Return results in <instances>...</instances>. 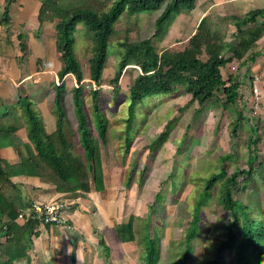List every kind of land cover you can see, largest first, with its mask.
Returning <instances> with one entry per match:
<instances>
[{"label": "rangeland", "instance_id": "obj_1", "mask_svg": "<svg viewBox=\"0 0 264 264\" xmlns=\"http://www.w3.org/2000/svg\"><path fill=\"white\" fill-rule=\"evenodd\" d=\"M43 1L46 5L48 3L43 14L44 21L40 23L39 15L36 17L35 14L24 26L21 27V24L19 30L16 28L17 32L14 33L13 41L16 43H27L29 38L27 45H30L32 55H35L39 44L46 45V48L47 45L55 44L59 17L55 14L53 5L66 10L93 8L98 12L106 11L111 5L105 0H39L40 3ZM203 1L205 0L201 1L196 13H200ZM162 11L163 9L133 16L123 14L120 17L110 38L108 59L100 87H96L90 79L89 62L94 52L91 34L83 24H79L74 33L75 54L85 78L86 109L89 113L92 112L90 91L99 89L100 104L108 125V144L102 147L106 189L89 195L76 193L75 225L72 222L64 224L65 239L69 237L75 247V264H144L145 246L142 236L146 234L147 222L150 225L149 234L158 243L157 264H174L185 250L186 233L206 180L212 174L219 173L223 167L227 176L237 169H248L247 161L253 154L250 141H257L254 147L259 160L250 181L239 179L238 186L247 187L246 193L234 191V194L235 198L264 213V163L261 165L264 159V57L258 59L259 56H264L263 44L253 49L256 53L260 52L255 62L233 60L222 69L224 80L233 78V81L241 84L240 97L229 107L223 105L225 99L220 96L219 102L199 106L192 100L185 83L177 86L171 93L144 99L135 110V119L129 131L132 145L126 152L130 91L140 71L132 65L124 70L118 97L113 92L111 80L125 54V38L128 37L129 42L133 43L152 37L156 20ZM0 17L4 19L2 15ZM225 18L230 21L224 20ZM230 18L231 16L217 18L215 15L213 18L210 15V19L218 21V29L222 33L225 31V41L232 45L238 35ZM0 23L5 25L4 21ZM196 28L193 15L187 9H182L166 24L162 36L154 39V45L159 53L165 49L182 51ZM19 32H22L20 35L24 39H18ZM55 57L61 61L56 52ZM225 57H232V52L227 51ZM202 58L207 59V56L203 55ZM50 75L54 81L48 88L55 100L57 89L52 84L57 85L60 81L55 73L51 72ZM64 81L66 90L63 94V107L68 120L65 131L71 137L77 133L78 128L72 97V89L77 83L73 75H67ZM52 107L57 119L55 105L52 104ZM129 178L133 179L130 187L127 186ZM220 184L213 189L212 198L201 205L202 227L199 237L193 242L194 254L190 264H200L210 257L212 247L224 239V227L230 217L217 201ZM131 217H134L136 241L126 244L116 242L114 226L127 223ZM102 238L111 248L109 258L99 245ZM62 247L65 252L60 264H68L74 248L68 251V248L65 249L66 244ZM42 262L37 264H43Z\"/></svg>", "mask_w": 264, "mask_h": 264}, {"label": "trees", "instance_id": "obj_2", "mask_svg": "<svg viewBox=\"0 0 264 264\" xmlns=\"http://www.w3.org/2000/svg\"><path fill=\"white\" fill-rule=\"evenodd\" d=\"M1 1V0H0ZM111 5L103 12L93 8L66 10L53 5L59 21L56 24V45L63 67L58 73L60 83L54 100L57 114L56 127L49 131L43 125L38 113L30 101L22 104L28 121V136L32 144L28 145V156L20 152L21 162L10 165L0 158V232L6 242L0 244V264H15L25 259L31 264L28 255L32 235L39 226L38 221L30 220L23 225L18 223L20 214L27 209L20 190L11 181L15 175L41 177L51 180L59 193L76 194L105 191V175L102 162V147L108 144L107 119L100 104L99 89H92V112L85 106V85L82 66L75 54L74 33L79 24H83L91 34L94 52L90 59V79L96 87L103 81L105 65L108 59L110 38L115 32V25L123 14L130 16L162 10L156 20V29L152 37L139 42L130 43L128 37L123 42L125 54L121 59L114 78L113 92L120 95V80L129 66H136L140 75L131 88L128 118L126 120V152L130 150L132 141L129 135L137 106L147 97L173 92L182 83L187 85L192 100L203 107L208 103L219 102L224 97L223 105L229 107L240 97L241 84L233 78L224 80L222 69L233 60L243 63L256 61L259 53L253 51L257 43L264 38V8L255 9L242 17L230 18L237 31L238 38L234 44L225 41L226 35L213 19L205 17L196 28L195 34L189 39L182 51L169 49L159 53L154 45L165 31L166 24L182 9L188 12L196 7L198 0H105ZM16 0H6L4 16H9V6ZM48 5V3H47ZM43 1L39 21L42 23L46 8ZM229 21L228 18L225 19ZM18 38L23 39V35ZM21 45H24L22 43ZM227 51L232 57H225ZM203 55L207 59H203ZM40 63V60H38ZM73 75L77 86L72 89L75 116L78 123L77 133L68 137L65 124L68 122L63 107V94L66 90L65 77ZM220 96V97H219ZM9 131L0 132L9 134ZM236 133V130L233 132ZM78 145H77V143ZM257 141H250L253 154L247 161L248 169H237L227 176L225 167L206 180L204 190L200 193L193 219L186 237L185 250L174 264H190L194 254V241L199 237L202 227L201 205L212 198V191L220 184L217 201L228 213L230 219L224 227V239L212 247L211 256L200 264H264V213L253 209L235 198V192L246 193L247 187L239 188V179H251L259 160ZM77 146L78 151H77ZM34 148V150L32 149ZM264 159L261 162L263 165ZM133 179L129 178L130 187ZM222 181V182H220ZM262 217V219H261ZM148 223V224H147ZM146 223V234L143 237L145 252L144 264H157L159 260L158 243L149 234V222ZM113 235L118 243L136 241L137 232L134 217L127 223L114 226ZM99 245L107 258L111 256V248L102 238ZM74 261V260H73Z\"/></svg>", "mask_w": 264, "mask_h": 264}, {"label": "crops", "instance_id": "obj_3", "mask_svg": "<svg viewBox=\"0 0 264 264\" xmlns=\"http://www.w3.org/2000/svg\"><path fill=\"white\" fill-rule=\"evenodd\" d=\"M201 1L198 0L195 9L189 12L195 18L196 27L203 18H210V15L213 18L214 15L217 18L219 16L221 18L225 16H231V18L234 16L242 17L252 10L264 8V0H205L202 2L200 13H196ZM6 6V0H1L0 16L2 15L4 19L0 17V22L4 21L5 25L0 23V132L9 131V134L0 133V158L10 165H18L21 162V156L17 145L20 146V152L24 156H28L29 153L27 146L31 145L32 147L28 136V121L22 104L30 101L36 112L40 114L39 117L45 128L49 130L50 127L49 131L54 130L56 127L53 128L56 119L52 107L54 98L50 94L48 85L54 81L52 75H50L51 72L55 73L57 79H59L58 73L63 64L55 57V52L59 54L56 41L54 45H47V48L46 45H37L38 50L33 51L35 55L30 54V45H27L29 38H27V43L13 41L15 38L14 33L17 32L16 28L19 30L20 25L22 24L21 27L24 26L35 14H37V17L42 3L39 0H16L9 6L8 17L3 14ZM215 22L218 24V21ZM21 33H17L18 36ZM22 43L24 45H21ZM261 44L264 47V38L257 43V45ZM263 57L259 56L258 59ZM38 60H40V63H38ZM43 65H45V68H43ZM54 86L53 83L52 87L54 88ZM32 149L34 150V148ZM11 181L20 190L23 203L28 207L35 203L49 204L56 200H63L67 205L65 219L67 223L71 224L72 222L75 225V194L59 193L51 180L41 177L18 174L12 177ZM18 223L20 225L24 224L20 220H18ZM65 229V225L36 227L34 233L37 234L32 235L28 252L31 264L40 263L41 260H43V264H60L65 252L62 251V249L64 250V247H62L64 244H66L65 249L68 248V251L74 248L73 253L69 256L70 261L68 264H75V247L72 246L69 237L65 239ZM5 242L6 238L0 232V244ZM15 264H27V261L23 259L16 261Z\"/></svg>", "mask_w": 264, "mask_h": 264}, {"label": "built area", "instance_id": "obj_4", "mask_svg": "<svg viewBox=\"0 0 264 264\" xmlns=\"http://www.w3.org/2000/svg\"><path fill=\"white\" fill-rule=\"evenodd\" d=\"M67 205L63 201L49 204L35 203L23 211L19 220L26 223L30 220L38 221L39 226L54 227L66 224L65 212Z\"/></svg>", "mask_w": 264, "mask_h": 264}]
</instances>
